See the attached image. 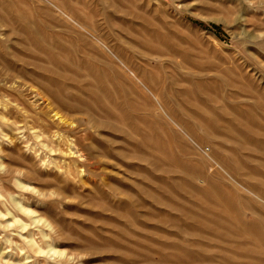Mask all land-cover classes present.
Instances as JSON below:
<instances>
[{"label":"bare ground","instance_id":"1","mask_svg":"<svg viewBox=\"0 0 264 264\" xmlns=\"http://www.w3.org/2000/svg\"><path fill=\"white\" fill-rule=\"evenodd\" d=\"M55 1L63 17L37 0H0V78L20 83L9 93L25 121L13 128L38 129L34 138L17 137L29 152L14 144L22 155L8 157L15 171L45 176L40 185L60 196L53 206L76 196L64 212L93 214L75 230L93 254L118 258L109 264H202L199 258L215 257L221 264H264V180L254 177L264 178V164L255 160H264V86L228 96L191 70L179 72L176 58L191 31L177 4L174 10L165 0L154 7L152 0H103L110 9L100 12L86 0ZM174 125L190 142L216 144L195 141L191 150ZM212 149L218 156L210 157ZM13 206L34 213L14 198ZM167 228L180 239L168 238ZM29 235L31 249L45 253ZM42 236L53 254L65 252L48 232Z\"/></svg>","mask_w":264,"mask_h":264},{"label":"rangeland","instance_id":"2","mask_svg":"<svg viewBox=\"0 0 264 264\" xmlns=\"http://www.w3.org/2000/svg\"><path fill=\"white\" fill-rule=\"evenodd\" d=\"M37 1L51 13L60 17L65 15V9L59 4L60 2L55 0ZM73 1L74 3H78V0ZM86 1L90 2L91 6L97 9V11L103 12L110 9L103 0ZM80 3L82 6L80 10L83 12L84 7L82 2ZM155 3L156 1L152 0L153 7ZM174 4H177V8L183 13L185 22L187 21L185 24L186 26L189 25L188 28L191 31L189 42L182 43L185 53L176 58L177 65L173 63V66H178L179 72L182 73V71L191 70L195 72L197 76L203 77L204 80L208 82L211 81L210 83L213 82V85H216L218 89L221 88L219 90L222 92L224 90V93L226 92L228 96L236 93L238 87H247L252 93L253 91L255 92L259 83H261V86H264V0H165V5L170 9H176ZM86 11L89 12L90 10L86 8L85 12ZM0 37L4 38V35L0 33ZM173 66L170 68H173ZM19 84L20 83L14 82V80L7 76L2 79L0 78V161H3V165L0 167V264H17V261L18 264L19 262L21 264H58L57 262H59V264H109V262L118 260V258L115 257L111 258V254H107L109 256H106L105 253L103 255L93 254L88 241H85L84 237L76 232L77 230H75V227H86L82 224V220L84 217L90 215L87 211L78 208L69 209L66 213L64 212L68 205L74 204L72 201H76V196H71V200L66 201V204L60 201L57 206H53L51 200H55L60 196L52 192L51 189L47 190V188L45 189L40 185L41 180L44 179L45 176L41 173L39 176L37 175L39 172L35 173L36 171L33 170L32 172L35 173L33 176L15 171L18 164L13 161V159H9L12 158L10 153H12L15 160L17 158L21 159L20 157H22V155L20 152L18 153L17 149H14V144L20 143L21 150L29 152V150H27V144L20 142L17 137L30 135L34 138L36 131H38L36 128V130L29 128L28 124H25L26 129L13 128L15 121H19L18 125H24L25 123L24 120H19L20 118L18 116H22L23 111L17 110L12 102L11 96L12 92L19 91ZM226 84L229 86L235 84L234 86H236V89H231ZM10 86H12L13 89H15V87L18 88L12 91ZM258 87L260 88V86ZM10 91L12 92L9 93ZM8 93L10 95H8ZM28 106L33 113V105ZM10 110L14 111L7 113ZM64 115L67 117L71 116L68 114ZM165 115L168 117L165 116L166 121L171 123L172 116ZM72 117L74 116L72 115ZM174 127L178 129L177 132L179 135H183V140H186L185 142L191 150L194 149L193 144H195V141L202 147L208 144L212 146L216 144L214 139L201 138L198 140L200 137L190 142L187 139L188 135H186V132L184 133L175 125ZM260 131L264 133V130L260 129ZM200 133L204 135L203 131H199V134ZM189 134L190 136L198 134V130L193 131V133L190 132ZM185 136H187V138ZM249 147L253 148L254 145L249 144ZM216 154L218 156V153L212 149L210 157L214 158ZM255 160L260 164H264V160L259 159V157ZM211 161L214 165H217L213 160ZM42 165V162L37 164L38 167ZM167 167L170 166L168 165ZM260 176L261 175L258 174L254 175L256 179L264 180L263 176H261L262 178ZM75 177L76 179H74ZM83 177L84 176H82V178ZM16 178L21 179L18 180ZM77 178V176L70 177L71 181L75 180L74 182L76 183L79 181L78 179H80ZM241 189V192H246L250 199L254 201L255 196L251 191L243 188ZM173 193L172 195L175 201L182 199L180 194ZM13 198L33 210L34 213L26 214L24 211L16 210L13 206ZM185 200L188 202L187 198H185ZM49 204H51L52 207ZM149 206L153 209L151 204H149L148 207ZM13 215L18 218L19 222L14 221ZM92 215L93 214L90 216ZM34 217L40 220L35 222ZM76 220H80V226ZM22 222H28L26 228L20 226ZM59 225L63 226V231L61 232L64 234L58 232ZM148 227L149 226H147V229ZM149 229H151V231L156 230L155 228H151V226ZM170 230V228H167V231L164 233L168 238L180 239L179 237H175L176 235L173 233L168 232ZM30 232L36 242L38 244L41 243L45 253H38L31 249L29 243ZM44 232H48L51 235L53 240L52 238L50 240V237L48 239L54 242L56 249L59 248L65 251L62 255L53 254L54 251H49L50 247H48L46 239L42 236ZM65 234L71 236V239L68 241L64 239L63 236ZM181 241L185 245L189 243L187 238H181ZM95 244L96 242H92L93 246H95ZM204 247L210 248V246ZM170 252H172V250H170ZM230 254L232 256L234 255V257L239 260L246 259L240 254ZM25 255L29 257L26 258ZM70 255L73 259L64 262V260H68L67 258H69ZM173 257L174 255L172 256L171 263H177V260ZM185 258L186 257H184V260L187 261ZM48 260H51V263H49L50 261ZM199 261L202 264L222 263L217 257L213 259L199 258ZM139 263L148 264L146 261H139Z\"/></svg>","mask_w":264,"mask_h":264}]
</instances>
